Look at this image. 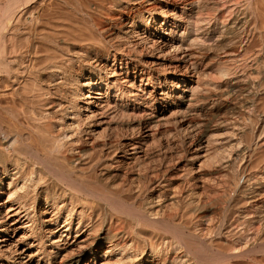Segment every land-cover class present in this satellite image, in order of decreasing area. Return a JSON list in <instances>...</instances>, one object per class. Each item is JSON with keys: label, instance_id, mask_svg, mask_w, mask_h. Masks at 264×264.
Segmentation results:
<instances>
[{"label": "bare ground", "instance_id": "obj_1", "mask_svg": "<svg viewBox=\"0 0 264 264\" xmlns=\"http://www.w3.org/2000/svg\"><path fill=\"white\" fill-rule=\"evenodd\" d=\"M0 264H264V0H0Z\"/></svg>", "mask_w": 264, "mask_h": 264}, {"label": "rangeland", "instance_id": "obj_2", "mask_svg": "<svg viewBox=\"0 0 264 264\" xmlns=\"http://www.w3.org/2000/svg\"><path fill=\"white\" fill-rule=\"evenodd\" d=\"M228 111H230V110H226V109L225 110H222L221 111V115L228 113Z\"/></svg>", "mask_w": 264, "mask_h": 264}]
</instances>
